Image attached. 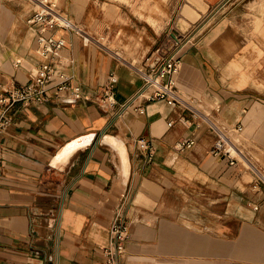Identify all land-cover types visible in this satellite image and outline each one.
Segmentation results:
<instances>
[{
  "label": "crops",
  "instance_id": "0c3cea01",
  "mask_svg": "<svg viewBox=\"0 0 264 264\" xmlns=\"http://www.w3.org/2000/svg\"><path fill=\"white\" fill-rule=\"evenodd\" d=\"M86 1L68 2L81 22ZM182 1L180 43L166 53L180 61L176 87L231 135L242 126L260 163L264 0ZM0 5L1 92L25 84L46 58L35 43L38 28ZM45 36L64 40L56 58L70 85L98 95L114 74L115 105L51 94L10 110L12 124L0 136V264H104L114 220L127 225L118 264H264V200L248 190L241 165L211 156L215 134L206 124L141 97L135 69L81 36L63 29ZM104 137L122 143L126 180ZM185 138L195 145L177 151Z\"/></svg>",
  "mask_w": 264,
  "mask_h": 264
},
{
  "label": "built area",
  "instance_id": "2783aa9c",
  "mask_svg": "<svg viewBox=\"0 0 264 264\" xmlns=\"http://www.w3.org/2000/svg\"><path fill=\"white\" fill-rule=\"evenodd\" d=\"M39 3L29 16L27 23L38 28L35 43L38 46L40 56L46 58L36 72L30 76L23 85H7L0 92V136L5 133L12 124L9 112L17 104L29 105L32 102H46L51 94L59 100H86L91 101L105 109H111L115 105L114 89L117 77L109 74L104 83L100 86L99 94H90L80 85H70V78L66 76L57 60L59 50L64 45L63 39H55L52 36H45L46 32L54 29H63L81 36L86 42L90 37L85 36L63 13L54 0H35ZM93 39V38H92ZM94 40V39H93ZM180 43V38L174 37V46ZM143 69L134 68L145 85L147 94L140 96L146 100H161L168 106H179L182 110L197 115L202 123L215 134V141L210 148V154L219 161H224L229 166L241 164L251 174L254 192L262 196L264 200V176L259 167L252 163L240 147L232 141L228 135V129L219 127L208 115L194 109L184 99L183 93L176 87V77L180 70V61L171 56H160L159 49L152 51L147 57ZM49 93V94H48ZM142 114L144 109L138 107ZM172 123L169 122L170 126ZM243 127L236 126L233 131L242 133ZM195 145L192 138H185L175 144L177 151L190 150ZM3 160V146L0 142V167ZM254 210H259L260 205L254 203ZM111 240L106 248L104 264H118L117 257L123 252L122 241L127 236V225L114 220L111 224Z\"/></svg>",
  "mask_w": 264,
  "mask_h": 264
},
{
  "label": "rangeland",
  "instance_id": "374dc122",
  "mask_svg": "<svg viewBox=\"0 0 264 264\" xmlns=\"http://www.w3.org/2000/svg\"><path fill=\"white\" fill-rule=\"evenodd\" d=\"M35 2V0H5V2L0 0V4L5 3L6 7L13 9L17 18L24 24H27L29 16L36 8ZM55 2L71 22L80 25L85 36L90 37L92 42H88L89 45L101 48L132 68L143 69L147 57L155 49H159L160 56H166V53L176 47L174 37L180 38V32L183 31L176 27L180 19L179 8L182 0H87L83 14L84 23L69 11V0H55ZM24 4L27 6L26 10ZM253 32L259 33L257 30ZM100 36H104L108 44H113L117 50L125 53L124 56L119 54L123 59L92 39H99ZM208 117L225 128L213 112ZM226 129L230 131L229 127ZM232 134L231 138L234 136L236 140H240L237 144H241L240 147L245 153L254 149L253 143L246 140L243 134L234 132ZM255 157L260 162L256 164L264 170L263 153L259 152ZM249 181L248 190L254 192L251 178Z\"/></svg>",
  "mask_w": 264,
  "mask_h": 264
},
{
  "label": "bare ground",
  "instance_id": "6f19581e",
  "mask_svg": "<svg viewBox=\"0 0 264 264\" xmlns=\"http://www.w3.org/2000/svg\"><path fill=\"white\" fill-rule=\"evenodd\" d=\"M55 1V0H54ZM35 4H36V6H38L39 5V3L38 2H35ZM75 26H76V28H78L80 31H83L79 26H77L74 22H72ZM94 39V38H93ZM94 41L96 42V43H99L100 45H102V46H105L108 50H110V51H112L116 56H118V57H120V55L119 54H121L122 56H124L125 55V53H123V52H121V51H119V50H117L115 47H114V45L113 44H111V43H107L108 42V40L107 39H105V37L104 36H100V38L98 39H94ZM90 42H92V41H90ZM121 59H123L122 57H120ZM135 58H132V60H134ZM131 60V61H132ZM134 63V62H133ZM183 97H184V99L185 100H187L193 107H194V109H197L192 103V101L189 99V97L188 96H186V94L185 93H183ZM198 110V109H197ZM206 115H208L209 116V114H206ZM214 122V121H213ZM215 123V122H214ZM215 124H217V123H215ZM228 135L230 136V138H231V134L228 132ZM232 139V141L233 142H235V143H238L237 141H236V139L233 137V138H231ZM119 140V139H118ZM117 139H114V138H110V137H104L103 138V142H105V143H107V144H109L114 150H116L115 151V153H117V156H118V158H119V163H120V169H121V173H122V177H123V179L124 180H126L127 179V173H128V165H127V160H126V157L123 155V153H122V143L120 142V141H118ZM246 155H248V157H249V159H250V161L252 162V163H254V164H256L252 159H251V157H250V155H249V153H246ZM67 160V157L66 156H64L62 159H60V163L57 165V166H59V165H62L65 161ZM239 165H241V164H239ZM257 165V164H256ZM241 167H242V169H243V172L244 173H246L247 175H249L250 176V178H251V181H252V176H251V174L244 168V166L243 165H241ZM257 167H259L258 165H257ZM259 169H260V171H261V173L263 174V176H264V170H262L260 167H259Z\"/></svg>",
  "mask_w": 264,
  "mask_h": 264
}]
</instances>
